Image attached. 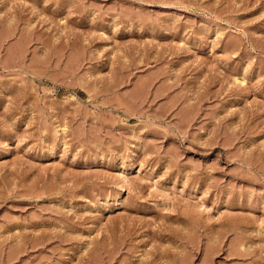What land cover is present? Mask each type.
<instances>
[{
    "label": "rangeland",
    "instance_id": "rangeland-1",
    "mask_svg": "<svg viewBox=\"0 0 264 264\" xmlns=\"http://www.w3.org/2000/svg\"><path fill=\"white\" fill-rule=\"evenodd\" d=\"M0 264H264V0H0Z\"/></svg>",
    "mask_w": 264,
    "mask_h": 264
}]
</instances>
